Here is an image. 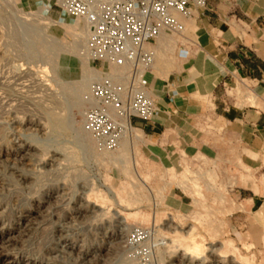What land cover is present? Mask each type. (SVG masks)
<instances>
[{
  "label": "rangeland",
  "instance_id": "374dc122",
  "mask_svg": "<svg viewBox=\"0 0 264 264\" xmlns=\"http://www.w3.org/2000/svg\"><path fill=\"white\" fill-rule=\"evenodd\" d=\"M66 16L55 0H0V264H264V147L246 117L264 86L227 71L215 34L229 19L206 50L165 35L177 111L109 153L82 128L108 69ZM136 227L152 234L131 246Z\"/></svg>",
  "mask_w": 264,
  "mask_h": 264
},
{
  "label": "built area",
  "instance_id": "2783aa9c",
  "mask_svg": "<svg viewBox=\"0 0 264 264\" xmlns=\"http://www.w3.org/2000/svg\"><path fill=\"white\" fill-rule=\"evenodd\" d=\"M70 18L85 23V54L108 71L84 97L82 128L100 151L117 152L128 132L151 125L159 108L149 75L156 60L153 46L165 33L184 34L185 21L206 8L207 0H55ZM151 228L136 227L131 246L143 245Z\"/></svg>",
  "mask_w": 264,
  "mask_h": 264
},
{
  "label": "crops",
  "instance_id": "0c3cea01",
  "mask_svg": "<svg viewBox=\"0 0 264 264\" xmlns=\"http://www.w3.org/2000/svg\"><path fill=\"white\" fill-rule=\"evenodd\" d=\"M234 12H240L243 16L249 17L250 24L243 18H237L236 15L230 17ZM217 17L220 21L229 19V22H223L217 27L215 34L220 43L218 50L225 52L227 59L225 67L229 74L232 77L248 78L264 86V0H207L205 9L199 10L195 17L185 21L187 31L184 34H178L182 38L171 36L170 44L181 41L190 45L198 44L206 50L205 47H208L211 42L208 36L214 34L210 32L211 25ZM167 34L169 33L161 35L158 39L161 50L160 53L159 49L156 50L155 58L158 66L150 75L151 94L160 111L175 113L177 110L173 100L168 101L164 96L166 89H176L172 82L167 81L169 61L165 60L162 54L165 47L162 42ZM192 34L197 38H192ZM192 73L195 74V68ZM213 86L214 83H209L206 89L210 90ZM254 95L258 97L257 93ZM246 117L252 133L257 136V140L254 141L255 146L259 147L261 141L264 147V110L259 108L251 110ZM145 126L147 133L151 131L149 125ZM256 202V200L253 201L254 204ZM259 208H262V205Z\"/></svg>",
  "mask_w": 264,
  "mask_h": 264
},
{
  "label": "bare ground",
  "instance_id": "6f19581e",
  "mask_svg": "<svg viewBox=\"0 0 264 264\" xmlns=\"http://www.w3.org/2000/svg\"><path fill=\"white\" fill-rule=\"evenodd\" d=\"M64 19L65 20H67V21H70V22H72V23H74L76 26H80V27H77L76 28V30H77V36H78V43L80 44V47H81V45H82V47L84 48L83 49V52H84V50H85V44H86V39H87V36H88V28H87V26H86V24H83L82 23V25H78V20H75V19H72V18H70V17H68V16H66V17H64ZM81 24V23H80ZM160 41V40H159ZM84 44V45H83ZM84 55H85V57L87 58V55L85 54V52H84ZM91 78L92 77H89V78H86V79H82V80H80V82H79V86L78 87H80V91H82V90H84L85 88H87V86H88V83H89V81L91 80ZM61 125H63L64 124V122L62 121L61 123H60ZM62 127V126H61ZM136 128H133V129H131L129 132H128V135L126 136V138L124 139V141L125 140H127L128 138H130L131 136H132V133L134 132V130H135ZM123 141V142H124ZM122 142V143H123ZM122 145V144H121ZM28 149V148H27ZM0 258H1V256H0Z\"/></svg>",
  "mask_w": 264,
  "mask_h": 264
}]
</instances>
